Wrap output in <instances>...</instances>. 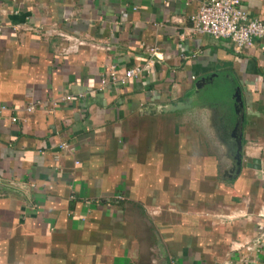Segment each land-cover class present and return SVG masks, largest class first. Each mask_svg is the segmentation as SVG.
<instances>
[{"label": "crops", "instance_id": "0c3cea01", "mask_svg": "<svg viewBox=\"0 0 264 264\" xmlns=\"http://www.w3.org/2000/svg\"><path fill=\"white\" fill-rule=\"evenodd\" d=\"M206 1L0 0V264H264V40L193 35Z\"/></svg>", "mask_w": 264, "mask_h": 264}, {"label": "built area", "instance_id": "2783aa9c", "mask_svg": "<svg viewBox=\"0 0 264 264\" xmlns=\"http://www.w3.org/2000/svg\"><path fill=\"white\" fill-rule=\"evenodd\" d=\"M189 1V0H186ZM192 27L190 29L193 35H209L217 39H223L231 42L234 50L237 53H242L247 49H251L255 45V41L264 40V21L253 19L244 9L243 0H207L204 2L198 13L191 18ZM57 36L64 43L62 56H70L79 53L81 48L90 45L86 40L62 33H57ZM92 45V44H91ZM97 46V45H93ZM150 53L158 57V51L151 48ZM141 68L130 70H122L116 66H109L105 71L103 85L114 83L121 86H126L129 82L135 79L142 73ZM72 96H64L58 100H53L54 107L62 103L73 101ZM40 103H32L27 108L29 113L40 108ZM5 112H9L7 105H0V116ZM12 121L17 122V118H12ZM63 149H68V145H63ZM122 200L123 197H116Z\"/></svg>", "mask_w": 264, "mask_h": 264}, {"label": "water", "instance_id": "95a60500", "mask_svg": "<svg viewBox=\"0 0 264 264\" xmlns=\"http://www.w3.org/2000/svg\"><path fill=\"white\" fill-rule=\"evenodd\" d=\"M199 87H201V86H199ZM238 101L241 103V100H240V98L238 99ZM189 105H177V107H175V109H184V108H186V107H188ZM238 144H239V151L241 152L242 151V149H243V142H242V135L241 136H239V138H238ZM254 165H252L255 169H257V170H262V166L258 163V161H254V163H253Z\"/></svg>", "mask_w": 264, "mask_h": 264}, {"label": "trees", "instance_id": "16d2710c", "mask_svg": "<svg viewBox=\"0 0 264 264\" xmlns=\"http://www.w3.org/2000/svg\"><path fill=\"white\" fill-rule=\"evenodd\" d=\"M220 88H221V85H219V84H215V85H214V88L211 89L210 92H211V91H213V92H220Z\"/></svg>", "mask_w": 264, "mask_h": 264}]
</instances>
